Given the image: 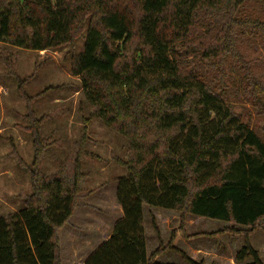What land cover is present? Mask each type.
Wrapping results in <instances>:
<instances>
[{
    "label": "trees",
    "instance_id": "obj_1",
    "mask_svg": "<svg viewBox=\"0 0 264 264\" xmlns=\"http://www.w3.org/2000/svg\"><path fill=\"white\" fill-rule=\"evenodd\" d=\"M249 1L0 0V42L42 51L85 39L71 72L94 108L88 121L100 119L129 139V158L118 159L126 174L116 179L123 217L84 264H175L156 261L171 250L201 264L173 246L175 231L147 255L145 206L248 227L188 235L182 220L178 230L187 238L242 234L236 261L264 264L250 243L264 230V135L225 101L230 58L248 98L264 91L239 48L248 34L264 32L263 20L245 14ZM23 85L32 192L19 212L0 216V264H62L58 233L78 207L89 137L84 127L75 153L44 173L45 118ZM214 111L216 123L207 126ZM155 164L172 167L161 175V192L147 182ZM153 226L159 234L154 219Z\"/></svg>",
    "mask_w": 264,
    "mask_h": 264
},
{
    "label": "rangeland",
    "instance_id": "obj_2",
    "mask_svg": "<svg viewBox=\"0 0 264 264\" xmlns=\"http://www.w3.org/2000/svg\"><path fill=\"white\" fill-rule=\"evenodd\" d=\"M245 14L264 21V0L249 1ZM261 33L248 34L241 39L239 48L258 80L264 84V32ZM84 45L85 39L80 38L74 44L39 51L0 42V216L19 212L25 205V196L32 192L28 168L34 159V147L29 130L30 121L26 117L27 104L20 91L24 83L23 90L35 97L32 109L36 116L45 118L41 125L42 135L48 145L41 166L44 173H56L66 158L75 153L86 127L89 137L86 147L90 155L83 157L82 171L86 178L82 183L73 220L79 235L78 251L83 250L82 241L85 240L88 250L83 253L86 255L107 238L113 223L121 216L116 200V179L125 175L126 170L118 159L129 158V139L106 126L100 119L88 121L94 108L84 94L81 80L71 72L72 58L84 50ZM226 70L234 77L227 79L229 98L225 101L264 135V91L259 96L248 98L242 89L244 85L239 86V68L232 58ZM216 117V112H211L207 126L215 124ZM171 170L168 164H155L147 182L161 192V175ZM153 219L159 234L154 229ZM182 220L184 226L187 224L185 231L188 235L213 233L231 226L248 229L207 217L187 215L182 219L178 211L145 206L144 222L149 229L147 236L150 248L157 249L160 239L165 244L169 243L175 231L173 246L180 250L182 247L185 250L200 247L198 260L201 264H247L252 261L238 262L235 259L245 243L242 234L222 232L187 238L178 230ZM188 239H194L190 245L184 243ZM176 242L180 245H176ZM67 243L66 238L63 240L65 260L69 255ZM250 243L264 262V230L257 229L250 236ZM185 250L182 251L188 255ZM159 257V263L189 264L173 250ZM78 258L81 262L84 256L79 255Z\"/></svg>",
    "mask_w": 264,
    "mask_h": 264
},
{
    "label": "crops",
    "instance_id": "obj_3",
    "mask_svg": "<svg viewBox=\"0 0 264 264\" xmlns=\"http://www.w3.org/2000/svg\"><path fill=\"white\" fill-rule=\"evenodd\" d=\"M117 187V186H116ZM117 200V199H116ZM117 204H118V207L121 209V206L119 205V203L117 202ZM145 208V207H144ZM76 210H77V208L75 209V211H74V213H73V215H72V217L70 218V220L68 221V223L59 231V233H58V236H59V244H60V251H61V261H62V264H84L85 263V261H86V259L105 241V240H107L109 237H110V235H111V233H112V231H113V228H114V226H115V224H116V222L118 221V220H120L122 217H123V211H122V209L120 210V213H121V216L118 218V219H116L115 220V222L113 223V225H112V231H111V233L110 234H108V236H107V238L105 239V240H103L102 242H99L98 243V246H96L93 250H90V252L89 253H87L86 255L83 253L85 250H88V249H86V247H88L87 246V244H86V241L84 240V241H82V244H83V246L85 247H83V248H81V249H83L82 251H78V249H79V247L77 248V246H78V232H77V230L75 229V223L73 222V220H74V217H75V213H76ZM168 210V209H167ZM146 226V240H147V255L149 256V255H151V253L155 250V247H153V248H150V245H149V241H148V236H147V232H149L148 230V228H147V225H145ZM186 226H187V224H186ZM186 226L184 227V229L185 230H187V228H186ZM179 232V231H178ZM180 233V232H179ZM179 233H178V237H179ZM66 238H67V240H68V247H67V249L69 250V255H68V257H67V260H65L64 259V256H63V252H64V248H65V246L63 245V240H66ZM177 239V238H176ZM191 240H194V239H188L187 241H184V243L186 244V245H190V241ZM176 243H178V242H176ZM176 245H180L179 243L178 244H176ZM182 247V246H181ZM182 250H185L183 247L181 248ZM187 253H188V255H189V257L190 258H192L194 261H196V262H198V263H200L199 262V256H200V254H201V249H200V247H198V248H195V249H192V247H191V250H190V248L189 249H187V250H185ZM79 255H83L84 256V259L83 260H81V262L79 261ZM167 257V256H166ZM159 259H161V257H157L156 258V261L158 262V261H161V260H159ZM249 263V262H248Z\"/></svg>",
    "mask_w": 264,
    "mask_h": 264
}]
</instances>
